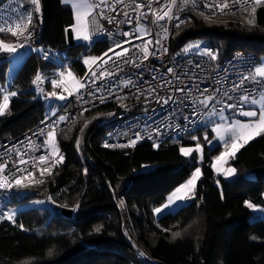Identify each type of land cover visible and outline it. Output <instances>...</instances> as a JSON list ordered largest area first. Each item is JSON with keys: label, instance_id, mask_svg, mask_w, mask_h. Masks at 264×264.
<instances>
[{"label": "trees", "instance_id": "trees-1", "mask_svg": "<svg viewBox=\"0 0 264 264\" xmlns=\"http://www.w3.org/2000/svg\"><path fill=\"white\" fill-rule=\"evenodd\" d=\"M22 2L26 8L31 5L29 0ZM39 7L43 25L37 20L38 50L27 56L15 76L17 95L11 96L8 112L0 119V138L20 137L48 115L50 110L32 81L37 73L42 81L54 78L58 61H47L49 55L74 59L73 72L81 77L86 71L83 58L99 57L109 49L101 42L69 47L66 31L75 25L72 8L62 0H39ZM252 7L211 22L192 15L176 28L172 49L203 41L217 50L222 62L235 52L261 58L264 5L254 12ZM249 12L254 15L253 25L244 23ZM8 55L0 52V59ZM9 72L10 61L2 59L0 104ZM105 112L79 115L61 134L65 157L58 174L26 200L50 197L54 214L46 206L32 208L21 213L17 226L0 225V264H264V221L250 223L251 212L245 205L248 201L264 207V134L232 162L243 181H217L210 163H204L194 200L155 221L150 208L162 204L197 167V154L187 159L180 152L192 137L184 143L172 140L159 146L107 149L106 132L97 126ZM201 133L198 129L192 136ZM147 165L155 168L144 171ZM246 171L253 172L255 179H246ZM63 208H75L73 217H64ZM176 232L180 235L174 238Z\"/></svg>", "mask_w": 264, "mask_h": 264}, {"label": "built area", "instance_id": "built-area-1", "mask_svg": "<svg viewBox=\"0 0 264 264\" xmlns=\"http://www.w3.org/2000/svg\"><path fill=\"white\" fill-rule=\"evenodd\" d=\"M96 2L98 3L99 0ZM136 2L145 5L140 11L146 13V17H142L140 23L144 24L151 33L144 39L153 41V44L148 47L149 52H155V54H150L146 60L143 59L142 52L134 45L142 46L144 41L123 35L125 32H134L136 26L138 13L133 10L135 5L132 0H124L123 4H116L115 0H107V6L101 4L87 19L92 45L101 42L107 44L110 49L115 48L116 44H122L123 47L130 49L128 55L117 60L114 53L109 52L108 49L105 53H108L112 59L108 60L107 64L102 63V60H97L86 69L84 75L80 77L85 87L76 93L71 92V95L64 87L63 81L61 82L60 73L65 74L69 69L73 71L75 61L69 58L60 62L57 64L55 78L48 82L41 80L35 84V87L40 90L41 102L50 106L48 115L39 125L20 137L0 138V163L7 162L2 175L7 176L9 182H13L19 177L27 178L29 172L32 173L31 179L22 181V185L26 186L16 187L14 185L10 189H0V225L17 226L21 216V213L17 212V207L29 196L37 194L38 190L58 174L64 159L62 162L55 163L49 155L47 164L36 163L34 167L32 163L33 158L45 154V149L49 148L43 144V141L47 139L46 135H39L38 131L44 129L47 133L48 126L53 124V121L56 122L53 128L56 132L59 154L63 157H65V152L60 144L61 134L79 115L90 114L100 109H106L97 126L106 132L103 145L107 149L125 148L121 145H128L126 147L139 144L159 146L172 140L184 143L189 142L193 133L200 129L209 112L218 113L220 108H224L225 114L243 118L240 115V109L250 110L251 105L241 102L239 97L248 95L257 99L260 96L264 88L263 79L257 77L259 82L248 79L242 85L240 84L243 77L248 76L256 66H259L260 58L256 54L235 52L229 59L222 62L219 60L217 50L211 46L203 45L197 53H189L185 49L190 43L175 51L171 44L177 25L185 24L192 15L204 22L236 16L252 7L253 0H188L187 4H184L182 0H177V4L173 7V14L179 19L165 18L155 23L153 22L155 16L147 7L149 0H136ZM225 2L228 7L222 11L219 7H205L206 4L222 5ZM165 3L167 0H159V3L157 0H152V8L159 13L161 5ZM21 4H23L21 11H24L25 6L22 1L0 2V26H10L16 30L17 13L12 9L19 8ZM113 6L115 11L112 10ZM30 9L34 16L36 11L33 7ZM101 12L104 15H100ZM125 12L129 14L128 17L124 15ZM33 16L29 25L32 33L30 39L25 41L23 37L19 39L16 37L14 42L17 54L22 57L36 54L38 50ZM110 19L111 22H109ZM128 19H132L133 22L128 23ZM164 28L168 29L167 33L163 31ZM5 33L8 32L0 34ZM156 39L161 40L163 47L155 45ZM124 41H131V43H124ZM21 43L24 47L19 46ZM164 48L167 51H164ZM115 51L121 52L122 48H115ZM208 52L215 54L216 59H211ZM105 53L99 57L108 59L104 56ZM46 59L49 62L59 61L51 55ZM123 59H131L135 63H124ZM168 68H172L173 73L167 72ZM92 71H95L97 76L103 71L105 76L96 79L91 76ZM109 72L113 75L109 76L107 74ZM54 80L61 83V87H54L52 83ZM129 80L132 83L125 86ZM167 81H172V83L168 84ZM235 85H240V87L233 91ZM15 87V83L11 82L4 90L3 96L14 92ZM150 87L155 89L151 94L148 92ZM177 89H183V91ZM61 95L65 99H60ZM207 96H212L213 99L209 101L206 108L200 101ZM228 96L232 99L229 100ZM100 97H103V103ZM10 98L11 96L8 109ZM164 100H168V103H164ZM227 104H237L238 107L237 109L228 108ZM8 109L0 115V119L4 118ZM59 116H65L67 119L59 121ZM137 133H139V139L136 137ZM132 140H135L134 145L130 144ZM105 144L110 146L106 147ZM21 158L29 162L27 164L16 163L14 166V162H18ZM43 168H48L49 171L41 175L40 170ZM19 169L25 170L20 171ZM35 181H42V183ZM43 202L53 215L55 204L52 199L48 197L43 199ZM71 209L75 211V208ZM9 214L12 215L11 219L7 218ZM141 253L143 251L138 254V258L142 257Z\"/></svg>", "mask_w": 264, "mask_h": 264}, {"label": "snow or ice", "instance_id": "snow-or-ice-1", "mask_svg": "<svg viewBox=\"0 0 264 264\" xmlns=\"http://www.w3.org/2000/svg\"><path fill=\"white\" fill-rule=\"evenodd\" d=\"M72 2V7L74 9L77 10V24L80 25L79 28H75L74 30L76 32V38H82L84 40H88L89 34H88V23L86 20V17L88 15L91 14V12L95 9L100 7L101 4H104L105 6H107V0H99V2L97 3L96 0H71ZM182 2L184 4L188 3V0H182ZM255 2L257 4L261 3V0H255ZM30 3L34 6V10L36 12L39 11V0H30ZM116 4H123L124 0H115ZM132 3L135 5L134 7V11L138 13V15L136 16V26L134 29V32H125L123 33L124 36H131L134 39H141L143 40V45H134V47L138 48L142 54H143V59H147L148 56L150 54L154 55L155 52L150 53L149 52V45L153 44V41L151 39H144V37L150 36L151 33L147 30V27L140 23V20L142 17H146V13H143L140 11V9H142L143 7H145L144 4L141 3H137L136 0H132ZM157 3H159V0H157ZM177 4V0H167V3L162 4L161 5V11L159 13H157V11L155 9L152 8V0H149L147 7L149 8L150 11H152L153 15L155 16V20L153 21L158 22L160 20H164L165 18L168 19H179L178 16H174L173 14V7ZM125 7H127V5H125ZM205 7H219L221 9V11L228 7L227 2H225L222 5H213V4H206ZM21 9H23V4L20 5L19 8H13L12 11L17 13V19L15 22V27L16 30H13L12 27L10 26H0V33H4L5 31H7L8 33L11 34V36L13 37H17V39H19L20 37H23L25 41L29 40L32 33L29 30V25L32 22V16L33 13L27 10L21 11ZM112 10L115 11V7H112ZM253 12L255 11V9L253 8L252 10ZM100 15H104L103 12L100 13ZM124 15L126 17H128V13L125 12ZM201 15H203V13H201ZM109 22H111V19L109 20ZM128 23H132V19H128L127 21ZM180 23H183V21H180ZM249 24H253L254 21L253 20H249L248 21ZM179 25H177L178 27ZM163 31L165 33H167L168 29L164 28ZM166 38V36H165ZM124 43H131V41H124ZM155 45L157 46H161V40L160 39H156L155 40ZM20 47H24V44L21 43L19 45ZM192 47H197L199 48V45H189L188 48H192ZM115 48H122L121 52H116ZM115 48H110L109 52H113L115 57L117 58V60H120L124 57H126L130 51L129 48H125L123 47L122 44H116ZM188 48L185 49V51L188 50ZM164 51H167L166 48L163 49ZM17 51L16 46H14L13 44H8L6 42H4L3 39H0V52H8V53H15ZM208 55L211 57V59H216L215 54L208 52ZM105 57H108V59H102L101 57H91L88 59L84 60V63L86 65H89L91 63H95L97 60H102V63L107 64L108 60L112 59L111 57L108 56V53L104 54ZM124 63H135L134 60L131 59H123ZM139 66V65H136ZM197 67H199V65H196ZM167 72L169 73H173V69L172 68H168ZM109 76L113 75V73H107ZM64 73L61 72L60 73V77H61V82L64 79ZM67 75L69 77H73V74L69 71L67 73ZM91 76L95 77L96 79H100L102 77L105 76V72H100L99 76H97V73L95 71L91 72ZM257 77L264 79V61L261 62V64L259 66H256L254 68V71L252 73H249L248 76L243 77V79L240 81V84L242 85L244 83L245 80L251 79L253 81L259 82L257 80ZM153 79H155V77H153ZM42 80V76L41 74L37 73L35 76V79L32 81V83L38 84V82H40ZM53 86L54 87H61V83H58L57 81H52ZM132 81L129 80L126 82L125 86H127L128 84H131ZM168 84H171L172 81H167ZM85 87V84L82 83L80 80H75L74 83V88L75 90H79ZM240 87V85H235L233 88V91L237 90ZM68 90V89H66ZM178 91H183V89H177ZM139 91V89H138ZM155 89L154 88H149L148 92L149 94H151L152 92H154ZM69 94L71 95V90H69ZM17 93L16 92H11L9 94H5L3 96V103L0 104V115H3L5 113V111L8 109V102H9V97L10 96H16ZM52 95H56V93H52ZM225 95L227 96V92L225 93ZM60 99H65V97L63 95H61L59 97ZM169 99H171V97H169ZM213 99L212 96H207L205 97V99L203 101H200V103L204 104V106L207 108L208 107V103L209 101H211ZM228 99L231 100L232 97L228 96ZM101 103L104 102L103 97H100ZM239 100L243 103L246 104H250L252 107L250 110H243V108L240 109V115H242L243 117H247L249 118L248 122H242L241 120H232L230 123L228 124H223V123H218L215 125V127L213 128V131L217 134V136L221 139L224 140V147H225V151L222 152L218 157H216V164L213 165V167L216 168L217 171H221V165L226 163V160L228 157H234L236 155V153L239 151L240 148H242L245 144H247L250 140H252L253 138H255L256 136H259L261 134H264V94L261 95V97L259 99H256L255 97H251L248 95H242L239 97ZM164 103H168V100H164ZM219 103V101H217ZM257 105H259V107H257ZM123 106V105H121ZM226 107L228 108H232V109H237L238 105L237 104H227ZM224 108H220L219 112L216 113L217 115H219L220 119L223 121L225 120V116H224ZM53 115H55V113H53ZM67 117L65 116H59L58 120L59 121H64L66 120ZM185 119H187V117H185ZM43 123V122H42ZM55 121H53V124L49 125V130L47 131V133H45L44 129H39L38 134L39 135H46L47 139H45L43 141L44 145L49 146V148L45 149V154H42L38 157L33 158L32 163L33 166L35 167L36 163H41V164H47L48 160H49V155L52 156V158L54 159L55 163H59L62 162L64 157L63 155L59 154V148L57 145V141H56V132L54 131L53 125H55ZM87 125H85L86 127ZM81 131H83V129H81ZM230 134L229 135V139H225V134ZM137 139H139V133L136 134ZM193 140H197L196 136H192ZM205 139H207V137H205ZM230 141V142H229ZM77 144V148H79V140L76 141ZM131 145L135 144V140L130 141ZM106 147L110 146L108 144H105ZM123 147H126L128 145H121ZM195 151L199 152L200 151V145L197 144ZM180 152L184 155V156H189L192 152L193 149L192 148H185V147H181L180 148ZM17 155H20V153H17ZM29 161L24 160L23 158L19 159L18 162H14V166L16 163L18 164H27ZM54 166V164H53ZM7 167V162L5 163H0V189H10L12 188L14 185L16 187H20V186H26V185H22V181L25 179H31L32 178V173L29 172V175L27 178L25 177H19L16 178L13 182H9L8 177L7 176H3V172L5 170V168ZM20 171H24L25 169H19ZM48 168H43L40 170V174L44 175L45 172H48ZM200 168H196L192 173L190 178L183 184H181L180 186H178L177 188H175V190L167 197V203L164 204L161 208H156L154 209V212L156 213H160L164 208H169L170 205H172L174 202L176 201H185L187 199H191L194 196V188H195V184L197 179L199 178L200 175ZM224 174L225 175H232L235 172L234 168H226L223 169ZM15 175V174H13ZM36 183H42V181H35ZM191 194V195H190ZM245 205L249 208L254 207L253 204H251L248 201H245ZM8 219L12 218V215L9 214V216L7 217ZM20 227H23V225H20ZM97 232L100 231L99 228L96 229ZM180 233L176 232L173 233L174 238L179 236ZM52 253L50 252L49 255H51ZM141 255H143V253H141Z\"/></svg>", "mask_w": 264, "mask_h": 264}, {"label": "rangeland", "instance_id": "rangeland-1", "mask_svg": "<svg viewBox=\"0 0 264 264\" xmlns=\"http://www.w3.org/2000/svg\"><path fill=\"white\" fill-rule=\"evenodd\" d=\"M15 1H17V0H15ZM20 1H26V0H20ZM253 2H254V5H253L252 8L255 7L254 9L259 8V7H261V6L264 5V0H261V3H259V4H257L255 2V0H253ZM62 4L64 6L71 7L72 10H73V12H74L75 25L72 27V30H73V33H74V40H75L76 45H84L85 47H89L90 45H92V41H91V37H90V32H89V25H88V34H89V37L90 38L88 40H84L82 38H79V39L76 38V32L74 30V27L75 28H79L80 25L77 24V19H76L77 10L72 7L71 0H62ZM30 7L31 8L33 7L34 8V6L32 4L30 5ZM30 7L29 8L24 7V9L27 10V11H31ZM38 13H39V17L37 15V12H36V14L34 13V16H33V20H34V23H35L34 24V28L36 30V37H37V26H36L37 20H38V22L41 25H43L42 16L40 14V7H39ZM88 16L86 17V20L88 19ZM246 17H247L246 18V22L244 21V23L249 24L248 23L249 20H253L254 21V15H253L252 12H249ZM254 23H255V21H254ZM253 24H249V25H253ZM0 36H4V37H6V38H8V39H10L12 41V43L7 42V41H4V42H6L8 44H13L14 45V42L16 40V37L11 36L10 33L0 34ZM0 39H2V38L0 37ZM189 45H199V48H197V47L188 48L187 47L188 48L187 52H189V53H197L203 47V45H205V44H204L203 41H197V42L190 43ZM4 53H8V52H4ZM91 57H98V56L87 55V56H85L83 58V61L82 62L85 65L86 69L90 68L94 64V63H91L89 65H86L84 63V60L85 59H88V58H91ZM26 58L27 57H22V56L18 55L17 52H15V53H9L8 56L3 57V58L0 59V62L2 61V59H8L10 61V72H9V75H8V85L6 87H8L10 85V83L14 81L17 72L19 71L21 65L24 63V61H25ZM262 61H264V56H261V58H260V64H261ZM69 71L73 74V77H69L67 75V73ZM54 78H55V76H54ZM75 80H80V77H78L71 69L67 70L65 72V75H64L63 85H64V87L66 89H68V91L71 90L72 93H76V92H78L80 90V89L78 91L75 90V88H74ZM36 92L39 94L40 90L39 89H36ZM262 94H264V88L262 89L261 94H260V96L257 99H259ZM257 107H259V105H257ZM46 108H47L48 111L50 110V106L46 105ZM224 116H225L226 119L222 121L220 119L219 115H217L214 111L209 112V114L207 115L205 121L202 123V125L200 127L201 132H202L201 135H199V134H195L194 135V136L197 137V140L191 139L190 145H187V146L182 145L181 146V147L192 148L193 149V152L189 156H184L181 153V155L183 157H185L187 159H190L193 154H197V161H196L197 167L196 168H200L201 171H200L199 178L197 179L196 184H195L194 196H193V198L187 199L185 201H176L172 205H170L169 208H164L160 213L154 212V209L161 208L164 204H166L167 203V198H166V200L162 204L157 205V206H152L150 208V210H151V214H152V216H153V218H154L155 221H157L159 218H161V217H163L165 215L175 214L180 209L186 207L187 205H189L194 200L197 186H198L200 180L203 178L202 167H203L204 163H208V164L210 163V165H211V167H212V169H213V171L215 173V176H216L217 181H219L220 178L221 179H224L226 181H232V182H241V181H243V180L239 179L240 176H241V174L233 167L232 162L236 158V156L238 155V153L244 147H246L249 143H251L255 139L261 137L262 134L259 135V136H256L255 138H253L252 140H250L247 144H245L242 148H240L239 151L236 153V155L234 157H228L227 160H226V163H224V164L221 165V171H217L216 168L213 167V165L216 164V157H218L222 152L225 151V147H224V140H221L217 136V134L213 131V128L218 123L228 124L232 120H241L242 122H248V120H249V118H245V117H243V118H236V117H233L231 115H227L225 113H224ZM210 134H212V135H210ZM229 135L230 134H227L226 133L225 134V139H229ZM201 136L203 137V139H201ZM205 137H207V139H205ZM197 144L200 145V151L199 152L195 151V148H196V145ZM154 168L155 167L152 166V165H147V166H144L143 170L144 171H150V170H152ZM226 168H234L235 169V172L232 175H230V176L225 175L223 169H226ZM243 176L246 179H248V180L255 179V174L253 172H251V171L244 172L243 173ZM44 206H45V204H44V202H43L42 199H34L32 201L28 200V201H25L24 203L20 204L17 207V212H19V213H25V212H27L28 210H30L32 208H37V207L38 208H43ZM249 209H250V212H251V215L249 217V222L250 223H255V222L259 221V220L264 221V207L254 205V207L249 208Z\"/></svg>", "mask_w": 264, "mask_h": 264}, {"label": "water", "instance_id": "water-1", "mask_svg": "<svg viewBox=\"0 0 264 264\" xmlns=\"http://www.w3.org/2000/svg\"><path fill=\"white\" fill-rule=\"evenodd\" d=\"M66 35H67V43L69 47H74L76 46L75 40H74V33L72 28L67 29L66 31ZM39 43V40L37 41V44ZM61 214L66 217V218H72L74 211L70 208H63L61 211Z\"/></svg>", "mask_w": 264, "mask_h": 264}, {"label": "bare ground", "instance_id": "bare-ground-1", "mask_svg": "<svg viewBox=\"0 0 264 264\" xmlns=\"http://www.w3.org/2000/svg\"><path fill=\"white\" fill-rule=\"evenodd\" d=\"M65 60H68V59H65ZM65 60H63V59H62V60H59V61H58V64H59L60 62H62V61H65ZM6 88H7V87H5V89H6ZM5 89H4V90H5Z\"/></svg>", "mask_w": 264, "mask_h": 264}, {"label": "crops", "instance_id": "crops-1", "mask_svg": "<svg viewBox=\"0 0 264 264\" xmlns=\"http://www.w3.org/2000/svg\"><path fill=\"white\" fill-rule=\"evenodd\" d=\"M0 1H1V0H0ZM89 16H90V15H89ZM89 16H88V17H89ZM251 107H252V106H251ZM245 118H247V117H245ZM262 135H263V134H262Z\"/></svg>", "mask_w": 264, "mask_h": 264}]
</instances>
